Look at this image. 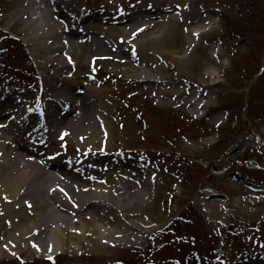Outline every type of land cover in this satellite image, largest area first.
<instances>
[{"label":"rangeland","instance_id":"rangeland-1","mask_svg":"<svg viewBox=\"0 0 264 264\" xmlns=\"http://www.w3.org/2000/svg\"><path fill=\"white\" fill-rule=\"evenodd\" d=\"M23 1L0 0V91L17 87L13 90L19 94L17 99L32 109L46 104V97L62 89L64 83H75L70 86L82 91L79 97L91 86L97 97L79 100L93 104L82 124L101 128L104 138L99 155H87L100 167L94 175L89 171V177L101 182L107 175L108 160L124 159L147 174L144 187L152 195L157 191V196L151 197L134 218L121 221L140 224L153 219L148 231L133 240L106 245L103 250L94 246L77 250L70 243L42 254L30 246L8 251L0 244V264H264V221L241 212L246 207L244 200L252 199V190L264 187V0H187L181 20L167 23L169 41L162 46L164 50L148 42L142 44V58L150 48L160 49L161 57L154 62L159 73L154 78L175 82V88L163 86L161 81L153 85L141 82L122 73L121 66L104 60H97L91 70L88 56L109 52L100 38L98 45L85 47L74 66L59 65L49 71L43 61L50 54H34L33 45L28 43L31 29L24 24L26 16L17 10ZM77 3L91 11L105 5L104 0ZM150 5L122 0L117 9L130 14ZM201 14L210 24L197 28L190 21ZM192 31L203 34L196 36L195 50L184 62ZM112 38L109 43L116 44ZM72 40L77 45L76 39ZM127 46H123L126 51ZM173 46L175 54L167 49ZM180 61L184 66L178 68ZM215 69L214 78L202 76ZM185 82L205 92L207 97L199 98L200 103L208 100L204 107L189 104L194 96H172ZM100 102L104 109L98 107ZM59 105L48 107L46 116L58 113ZM98 113L102 114L100 123L96 121ZM66 117L71 119L72 115ZM24 129L20 126L15 132L17 139L25 136ZM60 137L53 133L47 139L48 157L51 153L80 155L75 136L66 137L67 144ZM207 194H212L209 203H229L219 208L222 216L218 212L207 215L202 204ZM8 225L9 221L0 222V236ZM46 237L53 242L54 238ZM55 253L58 255L47 260Z\"/></svg>","mask_w":264,"mask_h":264},{"label":"bare ground","instance_id":"bare-ground-1","mask_svg":"<svg viewBox=\"0 0 264 264\" xmlns=\"http://www.w3.org/2000/svg\"><path fill=\"white\" fill-rule=\"evenodd\" d=\"M77 1L61 0L60 3H64L70 15L64 12L57 0H24L17 9L18 13L23 12V17L26 16L24 24L31 29L28 43L33 45L34 54L43 52L50 54L43 61L49 64L46 65L47 69L50 68L49 71L54 66L60 65L65 68L67 64L71 66L72 62H80L81 53L86 52L85 47L98 45L102 39L109 52L92 53L91 56L108 54L109 56L103 57L104 61L109 65L121 66L124 74H130L141 82L152 85L161 81L163 86L176 87L175 82L166 83L165 80L154 78V75L159 73L154 62L161 57L159 54L161 51L153 47L156 45L164 50L162 46L169 41L167 23L181 20L187 0H140V2H151V5L145 8L148 11L139 10L130 14L117 9L122 0H104L105 5L103 4L101 10L96 12H81L82 6ZM57 18L67 22L70 30L63 28V21H58ZM73 22L82 24L83 31H74L70 26ZM95 22H100L102 25H95ZM190 23L201 28L209 25L210 19L201 14ZM132 26L135 28L129 31ZM201 34L203 31L191 32L189 38L187 37L184 62L190 59L189 56L196 47V36ZM74 38L78 39L77 45L72 40ZM111 38L116 44L109 43ZM146 42L153 47L142 58L140 46ZM124 45H128L130 50L137 51V54L130 52L128 48L127 51L124 50ZM167 49L171 54H175L174 46ZM97 62L100 63V60ZM184 62L180 61L178 68L184 66ZM195 62L196 59L193 63ZM216 70H209L202 76L214 78ZM71 84L64 83L62 89L50 94L47 103L39 108V113L35 108L24 113L21 104V107L16 106L17 102L7 97L0 100V120H3V123L0 122V222L2 224L6 221L10 222L0 236V244L8 251H20L30 246L33 252L42 254L45 251H53L57 245L59 246L57 249H63L65 244L70 243H74V249L77 250L92 246L103 250L106 245L117 246L133 240L140 232L144 234L149 223L153 222L152 218L147 219L150 221L141 220L139 223L142 225L121 222L130 216L134 218L136 212L142 210L153 197L155 199L157 196V191L152 195L144 187L147 174L143 173L144 171L142 172L136 163L110 158L107 175L99 183L83 172L76 173L72 179L68 171L69 167L61 163L65 161L77 167L81 166L82 160H93L92 155L89 157L87 155H99L104 138L101 128L85 127L86 123L82 124L87 120L85 118L87 110L93 104L87 101L81 103L79 100H87L90 96L97 97L98 92L88 86L79 97L77 87H73L72 90ZM182 86L181 91L174 90L171 93L173 97H178L180 94L194 96L189 104H196L195 108H202L208 103V100L200 103L199 98L205 95L202 89H193L194 87L186 82ZM207 88L210 86L207 85ZM84 94L88 96L85 97ZM69 101L70 105L65 113L59 119L52 118V125L45 127L44 132L62 134L63 139L75 136L76 147L80 152L78 156L82 159L79 158V161L78 157L62 156L61 162L54 158L47 160L42 158L39 146H35L33 151H27L26 142H19L14 135L19 127L24 126L28 129V124L32 123V131L27 136V141L35 142L42 132L44 123L48 121L46 116L48 107H56L60 103L59 111H61L66 107L65 102ZM98 107L104 109V104L100 102ZM41 111L45 112L43 117L40 115ZM69 114L72 115L71 119L66 117ZM101 117L102 114L98 113L96 119L98 123L101 122ZM13 141L16 144H13ZM103 156L101 154V157ZM65 193L67 200L64 198ZM259 194H263V198L256 197ZM211 198L212 194H207L203 198L206 200L202 204L208 212L207 215L222 216L219 208L222 209L229 203L225 204L217 200L209 203ZM244 203L246 207L242 209V213L252 214V218L261 217L264 221V187H255L252 190V200L246 199ZM249 207H252V210ZM46 236L54 238L53 242L46 239Z\"/></svg>","mask_w":264,"mask_h":264},{"label":"snow or ice","instance_id":"snow-or-ice-1","mask_svg":"<svg viewBox=\"0 0 264 264\" xmlns=\"http://www.w3.org/2000/svg\"><path fill=\"white\" fill-rule=\"evenodd\" d=\"M48 259H49V260H51V259H52V257H48Z\"/></svg>","mask_w":264,"mask_h":264}]
</instances>
